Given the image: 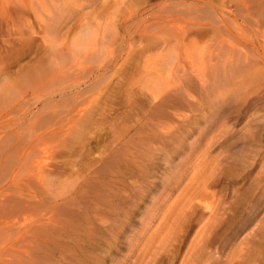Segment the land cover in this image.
Returning <instances> with one entry per match:
<instances>
[{
	"label": "rangeland",
	"instance_id": "374dc122",
	"mask_svg": "<svg viewBox=\"0 0 264 264\" xmlns=\"http://www.w3.org/2000/svg\"><path fill=\"white\" fill-rule=\"evenodd\" d=\"M47 1L0 0V264H264V0Z\"/></svg>",
	"mask_w": 264,
	"mask_h": 264
},
{
	"label": "bare ground",
	"instance_id": "6f19581e",
	"mask_svg": "<svg viewBox=\"0 0 264 264\" xmlns=\"http://www.w3.org/2000/svg\"><path fill=\"white\" fill-rule=\"evenodd\" d=\"M54 1H58V0H54ZM48 2V4H49V6H51L52 5V3L50 2V0H48L47 1ZM55 5V4H54ZM105 28V29H104ZM104 28H103V31H102V33H101V36L103 35V37L102 38H104V37H106L105 36V30H107L106 29V26H104ZM89 31V30H88ZM88 33V32H87ZM91 33V32H90ZM92 35V33L91 34H89V36H91ZM89 38V37H88ZM203 51V50H202ZM203 53V52H202ZM201 57V56H200ZM199 57V58H200ZM175 58H176V56H173L172 54H170V56H167V57H165V59H166V62L167 63H165L166 64V66L168 67V65H169V67L171 68V66H170V64H172L173 63V60H175ZM203 58V60H205V62L203 61V60H201V58H200V60H199V66L201 65V68L200 69H198V70H200V71H202L203 69H212V70H214V72H216L217 70H218V66H216L215 64H213V63H211L212 61H213V58H212V56L210 55V54H208V56L205 54L204 55V57H202ZM164 59V60H165ZM165 64H163V66L165 65ZM168 64V65H167ZM198 65H197V67H198ZM162 66V67H163ZM199 68V67H198ZM163 69H165V68H163ZM167 69H169V68H167ZM172 69V68H171ZM155 75V74H154ZM214 78H213V80L214 81H217V80H219V75H217V74H215V73H212L211 74ZM156 77V76H155ZM154 77V78H155ZM161 78V77H160ZM156 79V78H155ZM153 80V79H152ZM161 80H162V78H161ZM163 80H165V79H163ZM156 81H159V79L158 80H156ZM167 81V80H166ZM149 82V81H148ZM157 83V82H156ZM159 83V82H158ZM157 83V84H158ZM150 84V83H149ZM153 84V86H154V82L152 83ZM161 84V83H160ZM160 84H158L157 86H155L154 88H151L150 89V96H152L153 97V95H154V97H157V96H159V95H163L164 93H166L171 87H172V84L170 83V80H169V82L167 81V83H162L161 85ZM173 88V87H172ZM171 88V90H174V89H172ZM79 113V112H78ZM81 113H83V112H81ZM78 118V117H77ZM81 119V118H80ZM73 120H76V118H73ZM76 121H78V119L76 120ZM75 121V122H76ZM74 122V121H73ZM72 122V123H73ZM67 125L68 124H65V126L67 127ZM77 125V122H76V124L74 123V125L72 124V127L73 126H76ZM69 127H71V126H69ZM81 127V126H80ZM61 128V127H60ZM64 125H63V130H64ZM83 128V127H82ZM61 129V130H62ZM67 129H69V128H65V131L67 130ZM79 129V128H78ZM62 130V131H63ZM71 130V129H70ZM65 131H64V133H65ZM72 132V131H71ZM63 132H61V134H62ZM63 135V134H62ZM62 135H61V137H62ZM68 135H70V133L68 134ZM66 136H67V134H66ZM63 138V137H62ZM66 138V137H65ZM58 141V140H57ZM66 141V140H65ZM64 141L62 140V142H61V144L63 143ZM64 144V143H63ZM46 169V168H45ZM48 169V168H47ZM41 171V170H40ZM43 176V175H42ZM48 177L47 178H49V175H47ZM46 179V178H45ZM45 179H43V180H45ZM50 180H52V179H50ZM46 181H48V179H46ZM46 181H43V182H46ZM51 182V181H50ZM46 185H48L49 183H45ZM67 186H68V184H66ZM64 186V185H63ZM71 186V185H70ZM51 187V186H50ZM49 187V188H50ZM60 187V186H59ZM64 187H66V186H64ZM60 190V189H59ZM61 191V190H60ZM62 192H63V190H62ZM59 195V194H58ZM216 204V203H215ZM216 206V205H215ZM170 209V208H169ZM213 209H215V208H213ZM169 211V210H168ZM166 213V212H165ZM164 216H165V214H164ZM26 219V218H25ZM38 219V218H37ZM19 220V219H18ZM31 220V219H30ZM43 220V219H42ZM44 220H45V222L46 223H52V221H54L55 220V218H54V216L53 215H51V216H45L44 217ZM26 221V220H25ZM41 221V220H40ZM16 222V221H15ZM29 222V221H28ZM20 223V222H19ZM30 223V222H29ZM7 224V223H6ZM8 224H9V227L12 225L13 226V224H14V222H13V224H12V222L11 223H9L8 222ZM47 224V225H48ZM5 225V224H4ZM206 225V223L204 224V226ZM42 226H43V224H42ZM49 226V225H48ZM52 226V225H51ZM7 227H8V225H7ZM43 227H45V226H43ZM50 227V226H49ZM30 229V228H29ZM48 229V228H47ZM12 230V229H11ZM202 231V230H201ZM27 233V232H26ZM11 247V246H10ZM26 252V251H25ZM29 253H31V252H29ZM26 254V253H25ZM2 255H4V254H1L0 255V257L2 256ZM27 257V256H26ZM28 259V258H27ZM1 261V260H0ZM29 261H33L32 259L31 260H29ZM1 262H3V261H1Z\"/></svg>",
	"mask_w": 264,
	"mask_h": 264
}]
</instances>
